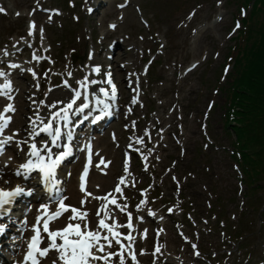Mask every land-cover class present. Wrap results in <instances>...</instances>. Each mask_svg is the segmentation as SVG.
Listing matches in <instances>:
<instances>
[{"label": "rangeland", "instance_id": "obj_1", "mask_svg": "<svg viewBox=\"0 0 264 264\" xmlns=\"http://www.w3.org/2000/svg\"><path fill=\"white\" fill-rule=\"evenodd\" d=\"M0 6L6 9L0 13V48L12 52L13 45L19 50L29 47L21 57L24 61L34 51L50 57L54 63L45 59L25 64L38 73H61L67 65L78 77L87 65L112 61L118 72L120 62L135 61L136 69H127L131 97L126 85L120 86L123 113L91 139L99 156L93 155L86 186L95 195H100L99 188L101 194L108 193L129 162L135 187H121L134 216L135 204L145 198L141 190L147 192L139 228H147L148 236L137 237V250L148 253L139 257L141 264H264V180L254 199L257 208H247L246 186L239 181L242 173L233 156L235 136L223 125L225 100L216 86L225 83L217 76L235 35L236 5L225 0H0ZM32 21L36 31L30 36ZM125 50L130 57H124ZM61 79L51 73L40 76L36 89L30 74H12L13 86L19 89L15 106L21 95L24 100V111L14 117L12 127L21 126L18 120L26 123L35 110L26 98H44V91ZM61 92L54 89L48 99ZM133 137H141L143 144ZM100 157L105 164L97 168ZM85 159L81 151L66 174L73 178L67 188L76 204L82 198H76L75 191L80 190ZM89 200L95 209L98 201ZM149 208L154 216L147 214ZM157 243L161 251L153 254ZM11 253L6 255L16 256V251Z\"/></svg>", "mask_w": 264, "mask_h": 264}, {"label": "snow or ice", "instance_id": "obj_2", "mask_svg": "<svg viewBox=\"0 0 264 264\" xmlns=\"http://www.w3.org/2000/svg\"><path fill=\"white\" fill-rule=\"evenodd\" d=\"M5 12L6 9L0 6V13ZM242 14H244L243 11ZM111 27L115 28L116 25L113 24ZM239 27L240 24L237 22L235 28ZM35 31L36 24L32 21L29 35H34ZM40 37L42 45V28ZM20 39L25 40L23 37ZM16 43L19 44L20 40ZM25 43H27L26 40ZM17 51L19 49L16 45H13L12 52L7 48H0V65H4L0 67V80H2L0 97L8 101L0 108V157L5 155L8 148H12L15 153L14 156H7L0 167V182L9 185L0 187V219L8 217L14 220L13 209L18 206V201L21 198L33 197L36 192L35 187L29 184H13L11 178L5 180L9 172L22 179H27L36 172L37 183H42L50 193H56L54 199L45 201L36 208L37 215L33 223L29 224L27 218L32 209L28 208L23 212L25 231L30 230L31 235L27 240L23 260L17 261V264H42L45 259L49 261V264H141L139 257L148 253L146 249L137 250V237L147 240L148 236L147 228L143 230L139 228V225L144 222V216L140 212L147 204V192L141 190L145 198L135 204L137 214L134 216L133 210L129 207V198L124 195V189L121 187V185L135 187L134 178L129 179L131 177L129 162L125 161L124 174L118 177L116 186L110 192L102 196L95 195L87 190L86 177L92 166L93 155L99 156V153H94L93 144L85 141L81 151L86 154L87 163L79 177V188L83 193L79 206L65 202L68 197L63 195L60 188L61 182L57 178L60 166L73 155V142L76 139L74 129L90 117L99 120L102 115H111L112 102L117 99L118 93L112 71L103 69L101 65H89L77 77L65 65V71L61 73H52L51 69L38 73L34 66L25 67V64L31 65L32 61L38 63L45 59L51 63L54 61L35 51L28 61L17 62L9 59ZM43 51L48 52L49 48H44ZM14 71L30 74L36 89L40 88V76L48 78L51 73L62 77L59 84L50 85L44 91V98L31 100L35 110L31 116L26 117L23 128L12 127L14 116L18 111L14 93L19 92L12 82ZM54 89L63 90V94L55 99H48ZM32 95L35 96V92ZM132 103H136L135 97ZM97 111L99 115H94ZM128 111H131V108ZM79 117L82 119L78 120ZM144 132L147 134L148 130L145 129ZM133 138L138 144L144 142L141 137ZM115 139L113 135V140ZM14 159L18 162L9 168ZM100 164H105L103 157H100L95 167L99 168ZM96 187L99 188V185ZM90 197L99 202L94 210L85 206L90 203ZM168 211L171 212L172 208ZM147 214L155 215L150 208L147 209ZM121 216L123 222H121ZM61 221L63 223L56 226ZM8 230L7 222L0 223V235ZM192 247L195 249L196 246ZM160 251L161 248L157 243L153 254ZM52 253L54 255H50ZM195 254L199 255L198 252Z\"/></svg>", "mask_w": 264, "mask_h": 264}, {"label": "trees", "instance_id": "obj_3", "mask_svg": "<svg viewBox=\"0 0 264 264\" xmlns=\"http://www.w3.org/2000/svg\"><path fill=\"white\" fill-rule=\"evenodd\" d=\"M235 1L240 29L226 62L231 70L223 89L224 122L237 137L235 149L252 192L264 173V0Z\"/></svg>", "mask_w": 264, "mask_h": 264}, {"label": "bare ground", "instance_id": "obj_4", "mask_svg": "<svg viewBox=\"0 0 264 264\" xmlns=\"http://www.w3.org/2000/svg\"><path fill=\"white\" fill-rule=\"evenodd\" d=\"M124 45H126V43L124 44ZM26 48V47H25ZM100 52H102L101 50H100ZM105 53H107V52H105ZM130 54L127 52V50H125L124 51V57L126 58V57H130L129 56ZM108 56L106 55V58H107ZM110 57V56H109ZM123 57V58H124ZM100 65L101 66H103V65H108L109 66V70L110 71H112V73H113V70H112V65H111V61H105V62H100ZM3 67H4V65H2ZM89 65H87V67H88ZM118 67L120 68L119 69V71L118 72H115L114 74H113V78H114V80H118L119 81V83H120V86H122V85H126V88H125V91L126 92H128V95H129V93H130V91H131V86H132V76L131 75H128L129 74V72H128V68H132L133 70H135L136 69V67H137V65H136V63H135V61L133 60L131 63H129V64H123L122 62H120V64L118 65ZM15 72V71H14ZM13 72V73H14ZM16 72H18V71H16ZM12 73V74H13ZM98 87V86H97ZM22 90H23V92L25 93V92H27L25 89H24V87L22 86ZM63 94V92H61L60 93V95H62ZM17 95H18V93H17ZM24 96V98L26 97V95H23ZM20 104H19V108L21 107V110L19 109V108H17L18 109V111H17V115H16V118H17V116L19 115V114H21L24 110H23V103H24V100H23V97H22V95L20 96ZM27 100V99H26ZM5 102H7L6 101V99H5V101H0V105L1 104H4ZM17 105V104H16ZM99 113V112H98ZM18 123H19V125H21L19 128H23L24 127V125H25V123L23 122V126H22V124H20V123H22V122H20V120H18ZM23 133H21V135H22ZM80 140V138H79V136L78 135H76V139L74 140V144L75 143H77L78 141ZM9 155H15V153L13 152V150H12V148H11V151L10 152H8V153H6L5 155H4V157L3 158H1L0 157V167H2V163H3V161L7 158V156H9ZM18 161L17 160H13V162H12V164H10L9 165V168H11L12 167V165L13 164H15V163H17ZM7 171V170H6ZM9 178H11L12 179V181H13V184L14 183H16V182H14V180H13V178H15V176L11 173V172H9L8 173V175L5 177V180H7V179H9ZM5 186H7L4 182H0V187H5ZM34 220V215H33V213L32 214H30L29 215V224H31L32 223V221ZM24 227V226H23ZM23 227H22V233H24V232H26V231H23ZM0 236H5V234H3V235H0ZM19 246V245H18ZM21 247H22V249H23V253L20 255V261L21 260H23V257H24V254H25V247H26V245L25 244H21L20 245V250H21Z\"/></svg>", "mask_w": 264, "mask_h": 264}]
</instances>
